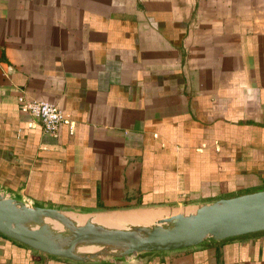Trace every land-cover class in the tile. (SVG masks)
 Listing matches in <instances>:
<instances>
[{
  "label": "crops",
  "instance_id": "crops-1",
  "mask_svg": "<svg viewBox=\"0 0 264 264\" xmlns=\"http://www.w3.org/2000/svg\"><path fill=\"white\" fill-rule=\"evenodd\" d=\"M63 113L57 138L17 98ZM264 190V0H0V194L91 215ZM264 264V232L75 263Z\"/></svg>",
  "mask_w": 264,
  "mask_h": 264
},
{
  "label": "water",
  "instance_id": "water-1",
  "mask_svg": "<svg viewBox=\"0 0 264 264\" xmlns=\"http://www.w3.org/2000/svg\"><path fill=\"white\" fill-rule=\"evenodd\" d=\"M68 213L28 206L0 194V235L41 254L75 263L181 250L206 239L221 241L264 232V190L220 199L192 213L162 218L151 226L118 229L90 219L78 225L66 216ZM51 223L58 224L63 231L55 232ZM83 247L99 250L80 253Z\"/></svg>",
  "mask_w": 264,
  "mask_h": 264
},
{
  "label": "bare ground",
  "instance_id": "bare-ground-1",
  "mask_svg": "<svg viewBox=\"0 0 264 264\" xmlns=\"http://www.w3.org/2000/svg\"><path fill=\"white\" fill-rule=\"evenodd\" d=\"M177 211L169 212L163 209H147L139 210L134 212H118V213H107V214H66L71 220L75 221L78 225H82L86 220L92 221L96 224H101L105 227L125 229L131 225H142V226H151L157 220L168 217L170 215H175ZM53 230L55 232L63 231V229L56 223H51ZM99 250L98 247H83L79 249L80 253H93Z\"/></svg>",
  "mask_w": 264,
  "mask_h": 264
},
{
  "label": "built area",
  "instance_id": "built-area-1",
  "mask_svg": "<svg viewBox=\"0 0 264 264\" xmlns=\"http://www.w3.org/2000/svg\"><path fill=\"white\" fill-rule=\"evenodd\" d=\"M17 103L22 114L40 120L44 133L54 138L58 137L60 127L66 120L56 105L34 99L26 100L23 96L17 98Z\"/></svg>",
  "mask_w": 264,
  "mask_h": 264
},
{
  "label": "rangeland",
  "instance_id": "rangeland-1",
  "mask_svg": "<svg viewBox=\"0 0 264 264\" xmlns=\"http://www.w3.org/2000/svg\"><path fill=\"white\" fill-rule=\"evenodd\" d=\"M128 212H134V211H126V212L123 211V213H128ZM114 213H118V212H114Z\"/></svg>",
  "mask_w": 264,
  "mask_h": 264
}]
</instances>
